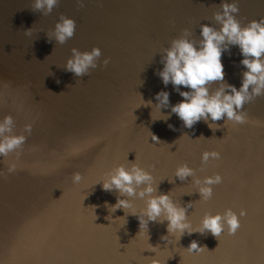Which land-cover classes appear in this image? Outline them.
<instances>
[{"label":"water","instance_id":"1","mask_svg":"<svg viewBox=\"0 0 264 264\" xmlns=\"http://www.w3.org/2000/svg\"><path fill=\"white\" fill-rule=\"evenodd\" d=\"M219 3L84 0L80 6L76 0H59L42 15L31 10V0H0V118L13 117V133L32 124L19 157L9 153L0 162V169L9 161L17 165L0 177L2 264H147L146 257L154 255L145 249L148 243L159 246L165 264H264V95L243 105L245 122L217 120L221 126L215 132L203 121L183 128L175 114L151 121L150 109L137 107L140 95L151 99L164 88L154 74L162 67L159 52L181 29L198 36L201 23H215L212 13ZM238 6L241 24L264 17V0H238ZM60 14L75 21L74 34L63 44L46 42L45 33ZM31 27V35H25ZM92 47L100 49V60L108 58L107 65L98 60L97 68L80 77L64 70L72 48ZM230 51L221 55L224 78L238 87L243 66L237 47ZM167 91L170 103L181 99L171 84ZM149 131L160 142L152 141ZM204 150L219 152V159L201 164ZM134 159L156 180L165 178L158 192L171 190L181 206L191 201L186 216L193 225L206 212L244 208L236 233L216 239L207 230L193 232L165 246L160 236L166 234V221H149L140 232L134 215H127L125 224L123 218L109 223L103 202L115 203V190L91 185L115 164ZM182 162L201 178L220 174L208 200L200 199L191 177L168 182ZM73 172L81 173L79 184L72 183ZM133 202L143 206L140 199ZM91 205H98L95 221ZM122 215L121 209L112 213ZM193 239L209 251H187Z\"/></svg>","mask_w":264,"mask_h":264},{"label":"clouds","instance_id":"2","mask_svg":"<svg viewBox=\"0 0 264 264\" xmlns=\"http://www.w3.org/2000/svg\"><path fill=\"white\" fill-rule=\"evenodd\" d=\"M58 3L59 0H31L30 8L33 12L39 11L42 15H46ZM76 3L83 6L84 0H76ZM238 12V0H220L218 10L212 13V20L215 23H201L198 36H193L187 28L181 29L180 35L173 37L159 52V63L162 67L155 70L154 74L159 77L164 88L154 93L151 99L145 100L140 95V104L137 106L150 109L151 121H167L172 114H175L182 122L183 128L190 129L198 121H203L213 132L221 126L215 123L217 120L223 119V123L233 121L238 124L246 121L243 105L257 96L264 95V17L241 24L235 16ZM31 30L32 27L25 29V35H31ZM74 31L75 21L60 14L54 26L45 33L46 42L54 40L57 44H63L73 36ZM232 46L237 47L241 57L238 63L243 66L238 87L225 80L224 65L221 61L222 53L232 54L230 51ZM70 51L71 55L66 59L63 68L75 77L88 75L90 69L97 68L98 60L101 66L109 62L107 57L99 59L101 51L97 47L84 51L72 48ZM169 84L172 86V91L181 98L175 103L169 101L170 94L167 91ZM161 109L168 111L162 112ZM13 127L14 121L11 115L5 114L0 118V162H4L3 158L9 153H15L18 158L19 149L26 140L25 134H31V123L24 124L23 132L20 133H13ZM167 127L175 130L171 123H168ZM184 134L186 133L181 135ZM151 139L160 142L154 133H151ZM219 156L220 153L215 150H204L200 155L201 164H206L210 158L219 159ZM16 167L15 162H7L6 168L0 169V177L6 172H14ZM151 167L152 165L149 166ZM173 177L180 181L191 177V183L202 200H208L212 195V185L219 184L222 180L219 173L201 178L196 175V169L189 167L186 162L179 163L174 169L173 176L166 179L169 183H173ZM164 179L156 180L148 168L140 166L134 159L127 165L117 163L103 172L93 182L91 188L99 184L103 191L112 193L115 190V203L103 202L107 212L104 219L109 223L123 218L125 224L126 216L134 215L138 220V232H140L141 229L147 230L149 221L157 223L166 221V234L160 236L161 240L167 242L165 246L167 244L174 246L183 235H190L193 232L204 234L207 230L216 239L224 232L228 235L236 233L241 224L239 217L246 215L244 208L238 213L231 208H226L223 213L206 212L199 224L193 225L186 216V209L190 207L191 201L181 206L170 196L171 190L157 191L159 183ZM81 180L80 172L72 173L73 184H79ZM134 199L142 200L143 206L137 208ZM91 206L95 221L97 217L94 209L98 205ZM117 209H121L124 215L113 217L112 213ZM145 249L154 253L153 256L146 257L147 264H165V261L159 258L161 250L158 245L153 246L148 243ZM185 249L189 252L208 250L195 239L190 240Z\"/></svg>","mask_w":264,"mask_h":264},{"label":"snow or ice","instance_id":"3","mask_svg":"<svg viewBox=\"0 0 264 264\" xmlns=\"http://www.w3.org/2000/svg\"><path fill=\"white\" fill-rule=\"evenodd\" d=\"M76 151H79V149H76Z\"/></svg>","mask_w":264,"mask_h":264}]
</instances>
